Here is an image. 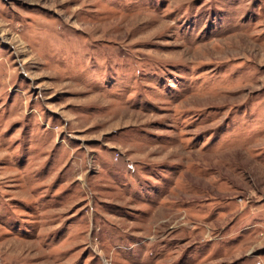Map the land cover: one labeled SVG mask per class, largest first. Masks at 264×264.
Instances as JSON below:
<instances>
[{
    "label": "rangeland",
    "instance_id": "1",
    "mask_svg": "<svg viewBox=\"0 0 264 264\" xmlns=\"http://www.w3.org/2000/svg\"><path fill=\"white\" fill-rule=\"evenodd\" d=\"M0 264H264V0H0Z\"/></svg>",
    "mask_w": 264,
    "mask_h": 264
}]
</instances>
